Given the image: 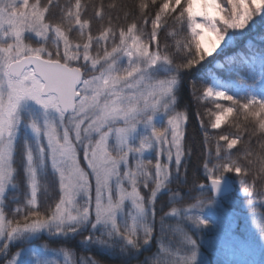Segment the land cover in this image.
Here are the masks:
<instances>
[{
  "label": "snow or ice",
  "instance_id": "obj_1",
  "mask_svg": "<svg viewBox=\"0 0 264 264\" xmlns=\"http://www.w3.org/2000/svg\"><path fill=\"white\" fill-rule=\"evenodd\" d=\"M208 58L227 78L205 73L198 99L237 131L204 130L184 191L179 89ZM233 195L255 231L229 239L264 264V0H0V264H130L153 245L138 264H209L197 234Z\"/></svg>",
  "mask_w": 264,
  "mask_h": 264
},
{
  "label": "trees",
  "instance_id": "obj_2",
  "mask_svg": "<svg viewBox=\"0 0 264 264\" xmlns=\"http://www.w3.org/2000/svg\"><path fill=\"white\" fill-rule=\"evenodd\" d=\"M106 3L110 2V0H105ZM118 3H122L127 5L128 8H133L136 0H117ZM117 13L113 12L115 16ZM123 13L121 12L120 15ZM214 72L216 75L227 78V73L217 69L214 66V62L212 58H208L203 64L202 67L199 68V71L185 75L183 77V83L179 89V110H187L189 114V120L185 125V148L191 150V155L187 159V169H188V177L187 184H180L184 191L193 190V186L198 182L202 181V169H201V161L203 156L206 153V146L204 144V136L203 132L206 129L210 136H215L219 133H235L237 130L235 127L230 126L229 124L222 125L221 129L213 130L210 128V121L212 119L211 115L207 110L211 109L215 111V105L211 99L201 101L198 97L202 93L203 85L208 81V77L205 73ZM233 81L235 77L232 78ZM193 82H195V88H193ZM221 103L227 104V101H220ZM196 113L200 114V118L203 119L204 128L202 129L200 126V119L196 116ZM241 123L243 121L241 120ZM247 138V136L245 137ZM214 144L215 140L212 139L209 141L208 147H212L214 152ZM253 144H255V137L253 138ZM237 147H240L239 145ZM235 151V150H234ZM154 158V156H153ZM181 179H183V172L181 173ZM250 179V178H249ZM261 182L257 181L258 190H260ZM177 185H173L176 187ZM240 186L237 183L235 188L238 189ZM211 195V193H208ZM232 201L229 202V207L233 211H237L241 213L242 210L247 209L246 203L241 206L240 201L236 200L235 195L231 198ZM230 199V200H231ZM256 199H259L257 197ZM226 202V201H225ZM222 202V203H225ZM256 211L264 212V208L257 205ZM219 227V223H218ZM217 228L205 229L202 232L197 234V239L200 241L202 247L200 249L201 254L204 258L209 261V264H224L223 259L225 261L231 262L233 261L234 256L242 257L246 259L247 264L253 263V257L251 254L247 253L241 246L234 245L231 239H223L220 240L216 237L215 230ZM16 249H13L15 251ZM76 256L79 258L80 255H88V253L82 252L80 248H76ZM155 251V245L151 249L146 252H142L141 255L130 261V264H138V261H143L146 256H150L152 252ZM222 259H221V258ZM106 261V264H120V259L115 257H102ZM237 263V261H235Z\"/></svg>",
  "mask_w": 264,
  "mask_h": 264
},
{
  "label": "rangeland",
  "instance_id": "obj_3",
  "mask_svg": "<svg viewBox=\"0 0 264 264\" xmlns=\"http://www.w3.org/2000/svg\"><path fill=\"white\" fill-rule=\"evenodd\" d=\"M81 163L82 166L86 167V162L82 159V153H81ZM242 195V194H241ZM231 200L226 201L224 204V207L229 210L227 217H220L218 220L219 223V230H215V235L220 240L228 239L229 237H235L236 239L242 240L243 235L246 234L245 229L251 228L252 231H255V227L252 224V218L248 216L247 219L245 217L248 215V211L242 210L241 213H238L237 211H233L229 207V202ZM257 239H259V236L257 235ZM264 242V241H262ZM240 246L253 257V263L252 264H260V260L262 259V252L261 249L256 246L255 244L249 243H240ZM221 258V257H220ZM222 259V258H221ZM237 261V263H235ZM224 264H247L246 259L234 256L233 261L228 262L223 259Z\"/></svg>",
  "mask_w": 264,
  "mask_h": 264
},
{
  "label": "water",
  "instance_id": "obj_4",
  "mask_svg": "<svg viewBox=\"0 0 264 264\" xmlns=\"http://www.w3.org/2000/svg\"><path fill=\"white\" fill-rule=\"evenodd\" d=\"M235 187V186H234ZM212 195V194H211Z\"/></svg>",
  "mask_w": 264,
  "mask_h": 264
}]
</instances>
